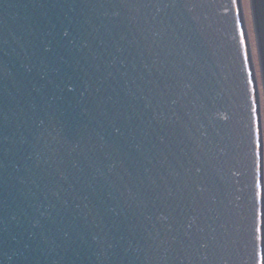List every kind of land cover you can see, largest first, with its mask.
I'll return each mask as SVG.
<instances>
[{
	"label": "water",
	"instance_id": "obj_1",
	"mask_svg": "<svg viewBox=\"0 0 264 264\" xmlns=\"http://www.w3.org/2000/svg\"><path fill=\"white\" fill-rule=\"evenodd\" d=\"M0 264H264L243 0H0Z\"/></svg>",
	"mask_w": 264,
	"mask_h": 264
},
{
	"label": "rangeland",
	"instance_id": "obj_2",
	"mask_svg": "<svg viewBox=\"0 0 264 264\" xmlns=\"http://www.w3.org/2000/svg\"><path fill=\"white\" fill-rule=\"evenodd\" d=\"M244 1V10L247 18V23H248V31L251 39V44H252V50H253V55H254V60H255V65H256V71L258 75V81H259V86L261 89V94H262V111H263V131H264V94H263V85H262V79H261V73H260V68H259V60H258V53H257V46H256V37H255V31H254V23H253V15H252V9H251V4L250 0H243Z\"/></svg>",
	"mask_w": 264,
	"mask_h": 264
},
{
	"label": "snow or ice",
	"instance_id": "obj_3",
	"mask_svg": "<svg viewBox=\"0 0 264 264\" xmlns=\"http://www.w3.org/2000/svg\"><path fill=\"white\" fill-rule=\"evenodd\" d=\"M244 43V40H243V33H241V44H243ZM258 187H259V185H258Z\"/></svg>",
	"mask_w": 264,
	"mask_h": 264
}]
</instances>
